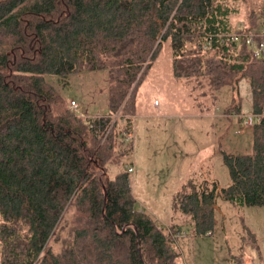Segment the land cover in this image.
I'll return each mask as SVG.
<instances>
[{
    "label": "trees",
    "instance_id": "trees-1",
    "mask_svg": "<svg viewBox=\"0 0 264 264\" xmlns=\"http://www.w3.org/2000/svg\"><path fill=\"white\" fill-rule=\"evenodd\" d=\"M252 5L233 27L226 0H0V264H179L172 232L136 207L128 164L106 174L131 152L123 130L165 43L173 77L207 76L213 90L244 78L261 113L249 151H221L230 181L176 192L178 209L210 233L217 199L238 214L264 205V0L261 23ZM94 69H106L107 109L82 116L47 77Z\"/></svg>",
    "mask_w": 264,
    "mask_h": 264
},
{
    "label": "rangeland",
    "instance_id": "rangeland-1",
    "mask_svg": "<svg viewBox=\"0 0 264 264\" xmlns=\"http://www.w3.org/2000/svg\"><path fill=\"white\" fill-rule=\"evenodd\" d=\"M249 1L261 23L262 0H226L233 10L230 17L233 27L244 19ZM167 51L165 43L159 60L154 61L138 88L139 111L136 109L131 126V152L120 158V164L107 166L106 174L112 176L125 164L133 166L129 176L135 205L149 213L163 230H173L180 249L179 264H231V255L247 256L253 264H264V205L244 206L238 214L228 201L218 199L210 233H196L192 220L184 216L175 202V193L185 188L187 180L204 174L207 156H211L210 170L217 183L223 186L230 181L222 158L215 151L217 143L228 152L251 149L250 128L232 134V127L229 128L228 120L220 113L234 101H239L241 112H251L247 81L239 79L234 90L227 85L213 90L207 76L173 77ZM47 78L68 107L70 99L76 102L78 106L72 109L80 115L106 111V69L70 73L59 83L52 76ZM157 94L158 109L145 110ZM212 113L218 114L215 117ZM232 126L234 129L235 125ZM223 132L227 134L224 137ZM123 146L126 147L125 142ZM241 222L253 233L254 244L251 239L249 242L243 239Z\"/></svg>",
    "mask_w": 264,
    "mask_h": 264
},
{
    "label": "crops",
    "instance_id": "crops-1",
    "mask_svg": "<svg viewBox=\"0 0 264 264\" xmlns=\"http://www.w3.org/2000/svg\"><path fill=\"white\" fill-rule=\"evenodd\" d=\"M159 96H158V94L156 95V97L152 100V105L151 106H149L148 105V107H146V108H144L145 110L147 109V108H152L153 110H156V109H158V106L160 105V99L158 98ZM154 100H156V102H154ZM233 103H235V104H239L240 105V103H239V101H234ZM204 105V104H203ZM227 105H229V104H227ZM226 105V106H227ZM78 106V105H77ZM225 106V107H226ZM206 106H203V108H205ZM215 108H216V106H215ZM230 108H232V107H230ZM136 109L139 111V109H138V107L136 106ZM229 109V108H228ZM228 109H226L225 110V108H224V110L223 111H221L220 113H221V116L222 117H224V118H226L227 120H228V123H229V128L230 127H232V134H240V132H242L243 131V129H240L239 128V125L238 124H236V123H234L233 121H232V119H231V117L229 116V115H227L226 113H227V110ZM141 110V109H140ZM150 112H154V111H150ZM136 112H134L133 114H131L130 115V120H131V126L133 125V119L136 117V115H137V113L135 114ZM218 114V113H217ZM217 114H211V116H217ZM206 115H210V114H206ZM156 116H159V114L158 113H156ZM232 125H235V128L233 129V126ZM245 130V129H244ZM249 131H250V129H249ZM224 132L222 133V136L224 137ZM227 134H225V136H226ZM221 144H219V143H217V148L215 149V151L217 152V153H219L220 154V157H221V151L222 150H224L223 148H221V146H220ZM228 152V151H227ZM234 153V152H233ZM208 158V160H204V162H205V164L207 165V166H205L204 167V170H203V172H204V174L202 175V176H199V178H190L189 180H187L185 183L186 184H184L185 185V189H189L190 188V186H197V185H199V184H201L203 181H216L217 182V179H216V177L212 174V172H211V168H212V165L209 163V160H211V156H207ZM131 167H132V170H133V166L132 165H130ZM218 200V199H217ZM216 200V202H218ZM216 205H217V203H215V204H213L212 206L213 207H215L216 208ZM184 214V213H183ZM184 216H187L190 220H191V218H190V216H188L187 214H184ZM183 216V217H184ZM213 217H214V215H213ZM184 219H186V217H184ZM170 232H172V234H173V230L171 229L170 230ZM178 246V245H177ZM179 248V247H178ZM236 256H238V255H231V258H230V261H231V264H236V261H237V258H236ZM241 258H242V262H243V259L245 258V257H247V256H240Z\"/></svg>",
    "mask_w": 264,
    "mask_h": 264
},
{
    "label": "built area",
    "instance_id": "built-area-1",
    "mask_svg": "<svg viewBox=\"0 0 264 264\" xmlns=\"http://www.w3.org/2000/svg\"><path fill=\"white\" fill-rule=\"evenodd\" d=\"M260 33L264 34V27L260 29ZM238 34H239L238 32L231 31L228 33V39L235 40L238 37ZM246 37H247V43L251 45L253 42V33H247ZM260 51H264V45H260L258 48H255L254 54L258 55ZM154 102H156V100H154ZM68 105H69V108L77 107L76 102L72 99L69 100ZM226 114L231 117L234 123L239 125L240 129L250 128L253 122L261 115V113H253V112L244 113V112L235 110L233 107L229 108ZM132 138H133V133L131 129L123 130L124 142L129 143L132 146L131 144ZM126 166H127L128 171L132 170V167L130 165H126ZM242 264H253V261L250 257H245L243 259Z\"/></svg>",
    "mask_w": 264,
    "mask_h": 264
}]
</instances>
